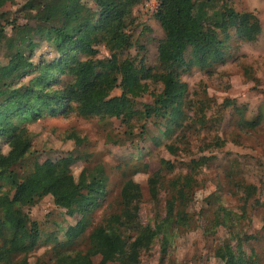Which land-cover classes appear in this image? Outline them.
I'll list each match as a JSON object with an SVG mask.
<instances>
[{
	"label": "rangeland",
	"instance_id": "1",
	"mask_svg": "<svg viewBox=\"0 0 264 264\" xmlns=\"http://www.w3.org/2000/svg\"><path fill=\"white\" fill-rule=\"evenodd\" d=\"M83 2L94 11L100 9L101 0ZM27 3L8 2L3 11L19 25L34 26ZM225 3L237 12L256 16L260 31L251 40L241 36L236 26L218 31L223 43L221 53L204 64L189 49L185 65L178 70L183 97L174 115L170 116L171 109L159 118L145 119L141 115L163 89L161 82L144 79L140 95L132 98L136 113L130 123L117 116L122 93L118 87L109 96L108 116L82 117L65 107L56 116L45 115L22 124L32 147L22 164L15 167L20 174L37 162L70 157L71 174L78 179L86 170L103 178L104 191L89 204L85 215L58 207L51 195L35 200L25 185V212L40 226L41 239L33 251L19 255L17 260L26 257V264H56L58 252H86L89 235L120 213V192L130 179L141 187L136 222L154 230L164 228L171 181L192 175L195 187L187 208L189 225L162 229L141 251L139 264H224L216 253L227 243L236 254L241 253L247 264H264V0ZM158 4V0H144L135 5L133 22L128 27L134 46L119 52L121 60L129 58L152 74L162 72L158 50L165 38L156 17ZM6 32L9 40L0 43L2 64L8 63V55L14 50L10 43L17 37L12 25ZM34 39L38 45L33 62L58 57L45 38ZM109 57L107 48L99 46L96 58ZM9 150L8 138L0 137V155ZM166 161L174 166L172 170ZM155 176L159 184L153 194L150 180ZM249 186H254L252 192H248ZM226 213L231 219L217 222V215L223 220ZM81 219L86 230L70 242L67 231ZM135 233L129 229L124 236L132 238ZM99 261L97 257L95 264Z\"/></svg>",
	"mask_w": 264,
	"mask_h": 264
},
{
	"label": "trees",
	"instance_id": "2",
	"mask_svg": "<svg viewBox=\"0 0 264 264\" xmlns=\"http://www.w3.org/2000/svg\"><path fill=\"white\" fill-rule=\"evenodd\" d=\"M12 1L0 0V43L3 39L9 40L8 25H12L17 34L10 43L14 50L8 55V63L0 61V137L8 138L10 147L7 154L0 155V264H26V257L17 258L37 247L41 229L25 212V185L35 200L51 195L58 207L86 215L89 204L102 195L104 179L86 170L76 179L71 174L73 159L70 157L56 162H37L27 173L20 174L15 167L22 164L32 147L22 124L45 115L56 116L65 107L82 117L108 116L111 112L109 96L118 87L122 93L117 116L130 123L136 113L132 98L140 95L144 79L161 82L163 89L154 104L146 105L141 115L145 119L159 118L171 109L172 116L178 112L183 97L178 70L186 63L187 51L191 49L199 63L204 64L221 53L223 43L218 31L236 26L241 36L251 40L260 26L256 16L237 12L226 5L225 0H158L156 17L165 38L158 50L162 72L152 74L133 60L119 57V52L134 46L128 27L133 22L135 5L144 0H101L98 11L92 10L83 0H28V11L33 13L30 21L34 26L10 20L3 7ZM34 37L45 38L58 57L49 62H33L38 45ZM102 45L110 52V57L97 59L98 47ZM25 76L31 78L23 82ZM168 148L174 151L173 146ZM165 164L169 170L174 167L169 161ZM150 183L156 194L159 180L155 176ZM194 183L192 175H181L171 181L163 226L166 223L170 227L189 225L187 208ZM252 189L254 186L247 187L248 192ZM120 193V213L112 215L104 226L89 235L87 251L58 252L56 264H95L97 257L99 264L115 261L139 264L141 251L153 243L162 229L169 228L154 230L136 222L137 203L141 197L139 183L132 179L126 181ZM229 215L226 213L220 220L218 214L217 222L227 223V219H231ZM129 229L136 231L132 238L124 236V231ZM85 230V222L81 219L66 235L73 242ZM216 255L224 264H247L229 243Z\"/></svg>",
	"mask_w": 264,
	"mask_h": 264
}]
</instances>
